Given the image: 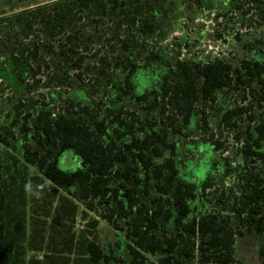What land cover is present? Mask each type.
<instances>
[{
  "label": "trees",
  "instance_id": "obj_1",
  "mask_svg": "<svg viewBox=\"0 0 264 264\" xmlns=\"http://www.w3.org/2000/svg\"><path fill=\"white\" fill-rule=\"evenodd\" d=\"M196 1L208 10L227 7L229 1L240 7L239 2H243ZM168 3L170 0H53L24 9L15 14V19L28 27L38 20L55 35L73 29L75 21L81 18L79 15L87 11L95 15L94 23L107 18L118 33L122 30L120 46L129 52L140 35L148 37L156 32L158 12ZM124 26L127 28L122 29ZM74 37L80 39L77 35ZM36 53L37 49L30 51L31 56ZM153 53V50L147 53L146 66L158 58ZM59 55L67 62L72 61L63 48ZM79 63L75 61L76 66ZM115 63L129 70L123 79L126 88L119 85L123 95L130 94L138 102H145L146 114L141 118L135 111L122 108L115 111L107 106V117L101 118L92 114L94 106L71 98L72 110L52 111L43 107L32 122L28 113L20 129L27 134L32 132L34 145L25 147L22 154L26 163L39 170L40 175L33 176L32 180L41 179L52 195L80 184L78 193L86 209L95 211L106 207L108 213L101 216L125 231L131 256L128 264H240L235 257V237L247 233L263 238L259 257L264 262V118L255 127L248 125L245 129L246 138L241 147L244 161L237 167L225 162L224 174H234L237 191L227 189L230 194L224 204L237 226L229 225L222 213L207 211L205 207L207 200L220 204L226 191L222 196L207 192L213 182L198 183L181 175L168 131L153 127L148 119L152 110H158L161 116L166 113L172 131L178 132L182 126L174 125L177 114L182 115V124L186 125L194 114L195 102L215 101L219 91L253 82L262 89L264 100V61L245 59L234 67L219 58L210 62L176 60L169 69L163 70L156 89L139 94L126 90L132 86L129 78L136 70V63L128 57H118ZM243 111L242 106L227 110L223 121L230 122ZM254 118V114L248 115V120ZM201 121H206L204 116ZM18 122L19 113L12 125ZM12 138L10 128L0 131V143L4 146H11ZM66 150L79 156L80 168L66 170L61 166L60 156ZM110 177L115 183L108 181ZM152 192L150 201H144L142 195L149 196ZM76 210L77 205L61 194L53 227L58 230ZM114 215L123 220V227L114 221ZM96 224L97 221H92L89 225ZM25 230L26 180L20 181L13 175L4 177L0 172V264H26L22 243ZM90 234L92 237L77 243L82 264H115L113 256L97 243L92 230ZM75 238V235L63 234V247L58 252L71 253ZM47 258L50 263L53 255ZM41 262V258L31 260V264Z\"/></svg>",
  "mask_w": 264,
  "mask_h": 264
},
{
  "label": "rangeland",
  "instance_id": "obj_2",
  "mask_svg": "<svg viewBox=\"0 0 264 264\" xmlns=\"http://www.w3.org/2000/svg\"><path fill=\"white\" fill-rule=\"evenodd\" d=\"M51 1L0 0V131L10 128L13 132L11 146L0 143V172L4 177L13 175L20 181L26 180V230L22 239L26 264L37 258L42 259L41 264H82L77 243L92 237L90 230L102 249L113 256L115 264H128L131 256L125 231L101 216L108 213L106 207L86 209L78 193L80 184L52 195L41 179L32 180L40 174L22 155L25 147L34 145L32 132L27 134L20 129L24 117L30 113L32 122L43 107L52 111L72 110L71 98L94 106L92 114L101 118L107 117V106L115 111L119 108L135 111L142 118L146 103L138 102L130 94L123 95L119 88V85L126 88L123 79L129 70L117 67L118 57H128L136 63V70L129 78L132 86L126 90L138 94L156 89L163 70L176 60L210 62L219 58L234 67L245 59L264 61V2L241 0L237 7L229 1L227 7L208 10L196 0H170L158 12L156 32L148 37L140 35L137 44L124 52L119 41L123 38L122 30L118 33L107 18L94 23L95 15L87 11L79 15L81 18L75 21L73 29L55 35L38 20L28 27L15 19L20 11ZM74 35L80 39L76 40ZM142 43L146 46H141ZM60 48L68 51L71 62L60 58ZM33 49H37L35 56L30 55ZM150 50L158 58L146 66ZM76 60L80 66H76ZM261 93L260 86L253 82L225 88L217 93L215 101L199 100L193 104L194 114L186 125L182 124V115L177 114L174 125L182 126L178 132L172 131L166 113L161 116L158 110H152L148 114L153 127L168 131L181 175L198 183L213 182L207 192L222 196L226 191L220 204L207 200L205 207L207 211L222 213L229 225L237 226V223L224 201L230 194L227 189L237 191V188L234 174H224L225 162L237 167L244 161L241 147L246 138L245 129L248 125L255 127L264 118ZM240 106L244 107L243 113L233 116L230 122L223 121L227 110ZM18 113L20 122L12 125ZM250 113L255 115L254 120H248ZM60 164L66 170H75L81 167V160L72 150H66L60 156ZM108 181L115 183L111 177ZM61 194L67 195L77 210L56 230L53 217ZM153 195L152 192L142 198L149 202ZM113 219L123 227L122 219L118 220L117 215ZM92 221H97L94 227L89 225ZM63 234L76 236L71 253L58 252L63 247ZM262 241V237L253 234H237L234 248L239 263L264 264L259 257ZM48 255H53L50 263Z\"/></svg>",
  "mask_w": 264,
  "mask_h": 264
}]
</instances>
